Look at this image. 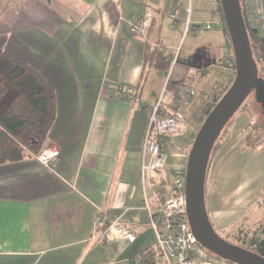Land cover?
Segmentation results:
<instances>
[{
    "label": "crops",
    "instance_id": "obj_1",
    "mask_svg": "<svg viewBox=\"0 0 264 264\" xmlns=\"http://www.w3.org/2000/svg\"><path fill=\"white\" fill-rule=\"evenodd\" d=\"M11 8L0 52L26 61L53 88L46 148L58 156L52 169L34 158L0 164V264H164L146 205L185 166L192 132L178 147L160 144L167 162L149 191L144 136L157 110L179 106L184 115L202 88L229 76L217 0H13ZM146 13L150 25L132 33ZM156 48L171 59L166 74L147 64ZM252 123V111L237 112L210 158L205 205L225 235L264 229V148L246 145ZM114 217L133 238L101 237Z\"/></svg>",
    "mask_w": 264,
    "mask_h": 264
},
{
    "label": "trees",
    "instance_id": "obj_2",
    "mask_svg": "<svg viewBox=\"0 0 264 264\" xmlns=\"http://www.w3.org/2000/svg\"><path fill=\"white\" fill-rule=\"evenodd\" d=\"M216 12L222 22L221 31L225 39V49L228 53L226 68L229 69L231 73V80L227 86H223V83L218 85L216 90H222L220 96L213 97L211 102L203 105V118L201 119V124L220 97L228 89L235 76L231 44L224 25L219 0H217ZM245 27L259 76L264 79V36L258 35L256 31L250 29L246 24ZM147 64L158 73L166 74L170 68L171 59L166 57L163 49L156 48L148 53ZM8 95H11L10 101L2 106V102ZM242 106L238 112L242 110ZM178 107L179 106H176V108L174 107L173 110L166 115H170L177 111ZM55 112L53 88L26 61L8 53L0 52V164L14 163L25 159L23 155L24 148L29 150L34 156L44 151L55 118ZM157 115H159L158 110ZM226 127L221 135L225 132ZM259 127L260 126L254 123L250 125L251 132L248 133L246 138V145L248 147L255 148L257 146L256 141L259 137L255 138V140H252V138L255 136L254 134L258 133V130L262 128V126ZM186 128L189 129L187 124ZM196 132L197 129H195L191 135L192 140ZM219 139L214 148L218 146ZM168 196L169 195L162 194L159 198L163 201L168 198ZM246 232L242 233L248 235ZM233 244L249 249L264 258V229L254 231L247 246L237 243ZM154 249L157 252L156 246ZM206 253L208 260L225 262L209 254L207 251Z\"/></svg>",
    "mask_w": 264,
    "mask_h": 264
},
{
    "label": "water",
    "instance_id": "obj_3",
    "mask_svg": "<svg viewBox=\"0 0 264 264\" xmlns=\"http://www.w3.org/2000/svg\"><path fill=\"white\" fill-rule=\"evenodd\" d=\"M219 5L231 44L235 76L205 117L190 146L185 164V214L196 243L209 254L230 264H264L260 255L221 238L205 205L206 175L222 131L251 94L264 114V79L253 59L240 1L219 0Z\"/></svg>",
    "mask_w": 264,
    "mask_h": 264
},
{
    "label": "built area",
    "instance_id": "obj_4",
    "mask_svg": "<svg viewBox=\"0 0 264 264\" xmlns=\"http://www.w3.org/2000/svg\"><path fill=\"white\" fill-rule=\"evenodd\" d=\"M239 1L244 23L258 35L264 36V0ZM217 19V25L221 27L222 22L219 17ZM150 21L151 15L146 13L139 25L132 26L130 31L134 34L144 33ZM188 95L193 96L194 91L189 90ZM186 131L183 113L179 110L170 115H152L142 150L141 179L144 191L151 189L152 180L157 179L159 172L166 166L167 157L161 152L160 144L174 145L179 138L184 137ZM57 156V151L45 148L39 155H33V158L52 169ZM171 182L172 187L164 194L169 195L168 198L161 201V195H158L154 207L146 205L149 224L157 239V253L164 264H194L198 260L205 261L207 253L192 236L185 214V166L173 169ZM96 222H99V216ZM133 236L134 231L124 226L119 217H114L101 234L102 238L109 241Z\"/></svg>",
    "mask_w": 264,
    "mask_h": 264
},
{
    "label": "rangeland",
    "instance_id": "obj_5",
    "mask_svg": "<svg viewBox=\"0 0 264 264\" xmlns=\"http://www.w3.org/2000/svg\"><path fill=\"white\" fill-rule=\"evenodd\" d=\"M12 1L13 0H0V48L4 46L3 41L6 40V38L8 37V33L11 30V18H12V13H14V8H11ZM20 15H21V12H20ZM230 74L231 73L229 72V76H227V80H225V82L223 83V86H227V84L231 80ZM214 87H215V83H212V84L209 83L206 85V87L202 88V90H200V93L196 94L194 104L191 105L186 112H184L183 119H184L185 123L189 126V128H191L192 133H193V131H195V129L198 130L200 125H201V119L203 118V105L211 102V99L213 97L220 96V94H221L222 90L221 91L216 90V88H214ZM10 98H11V95H8L5 98V100L2 102V106L7 104L10 101ZM246 110L248 112H249V110L252 111L253 123L256 124L257 126H260V127L262 126V128L259 127L260 129L258 130V133L254 134L255 136L252 138V140H255V138L259 137L258 140L256 141L257 142L256 147L264 148V114L261 113V109H260L259 105L256 104L253 94H251L247 98L246 102L242 106L241 111H246ZM249 132H251V131H249ZM188 133H189V131L187 130L184 137L189 135ZM181 142L184 143L183 137L179 138V140L176 143H174V146L176 147ZM169 146H173V144H170ZM23 155L25 158H33V155L26 148L23 149ZM246 167H247V165L244 163V168L246 169ZM260 172H261V174H260L261 178L264 181V167L261 165H260ZM170 176H171V174H170ZM167 184L168 185L166 187H168L170 189L172 187L171 179H169V182ZM240 229H242V231L239 230V227H237L234 231H232L233 232V234H232L233 238L231 235H225V234L220 233L218 231H216V233L221 238H223L224 240H226L228 242L237 243L239 245L241 244L243 246H247L249 240L252 238V233L254 231H257V230L260 231L261 230V229H254L253 227H252V229L248 228V227L247 228L240 227ZM244 231H247L246 233L248 235H244V233H242Z\"/></svg>",
    "mask_w": 264,
    "mask_h": 264
}]
</instances>
